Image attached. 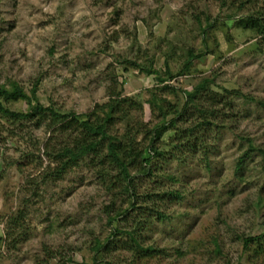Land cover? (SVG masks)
I'll return each instance as SVG.
<instances>
[{"label":"rangeland","instance_id":"1","mask_svg":"<svg viewBox=\"0 0 264 264\" xmlns=\"http://www.w3.org/2000/svg\"><path fill=\"white\" fill-rule=\"evenodd\" d=\"M226 1L0 0V84L93 119L120 91L124 117L113 132L128 128L146 157L153 127L176 119L156 140L164 153L152 158V175L136 180L139 202L167 217L152 212L135 233L145 249L133 250L122 230L143 210L113 223L104 211L120 190L98 170H117L89 156L44 180L56 164L43 146L62 137L49 119L39 126L0 113V264H264V34L240 25L251 15L264 22V0ZM189 51L201 56L187 67ZM204 78L213 82L188 102L184 90ZM4 106L28 109L24 99ZM125 196L115 205L128 207ZM96 239L108 247L96 253Z\"/></svg>","mask_w":264,"mask_h":264},{"label":"trees","instance_id":"2","mask_svg":"<svg viewBox=\"0 0 264 264\" xmlns=\"http://www.w3.org/2000/svg\"><path fill=\"white\" fill-rule=\"evenodd\" d=\"M226 2V0H222V3ZM246 2H250V0H239V7L243 8ZM231 17L232 15L229 14L227 18L231 19ZM240 25L248 28H259V32L264 34V22L262 23L258 17L251 15L246 19L243 18L240 20ZM208 26L210 27L211 24L209 23ZM199 56H201V54L194 55L193 52L189 51V59L186 66L188 67L192 60ZM143 70H145L146 73L153 72L152 69L149 68H144ZM212 82V79L204 78L191 90H184L186 100L188 102L192 101L199 94L203 93V91L206 92ZM167 86L168 85H166V87ZM226 91L229 94H240L239 91L235 90L227 89ZM211 94L218 96L217 93ZM207 96H209V94ZM247 98L255 100L252 96H247ZM16 99L26 100L28 104L27 111H14L4 106L5 102ZM122 100L123 99L120 98V91L109 94V100L101 106L104 115L102 117L97 116L93 119L92 116L95 113H87L84 116L75 113L61 114L55 111L52 107H45L38 101L35 90L33 89L29 95L17 83H12L10 88L0 84V113L2 115L17 121H28L37 117V125L39 126L42 124V120L49 119L47 129L51 130L52 135L58 133V136L63 139L60 143L58 141V143L51 145L50 143L54 141L51 137L44 144L43 155H45L52 164L55 163L56 165L53 166L48 164L46 168L40 172V178L44 180H48L49 178L54 179L56 177L61 178L63 174L68 169L75 166L79 160L88 158L89 156H92L91 158L93 159H99L98 161L100 162H97L98 164L107 162V165L117 170V173L113 175L109 173V171L105 172L104 168L98 170V174L101 175V177L106 176L104 180H107L108 176L113 177V180H109L108 183V189L110 191H113V189L116 188L117 190H120L119 192L114 193L111 198V205H106L104 211L108 214V222L113 223L116 217L120 214L126 215L130 213V210L134 213L136 209H142L143 211L136 212L132 217L130 229H124L122 231L129 236L132 242L130 248H133V250H144L145 248H143L137 240L135 234L137 230L141 229V226H144L146 222L150 221L152 212L158 216L159 220L165 219L167 216L165 213L158 211L157 208L151 209L150 206L145 205L144 199L142 202H139L140 194L136 191V180L139 178V174L147 176L152 175V169L150 166L152 158L164 153L163 151L158 150L156 140H159L169 128L175 126L176 119L163 121L153 127V133L151 134L147 145L148 156L146 157L145 149L138 148L137 143H135V135L134 133L129 132L128 128L125 129L122 135L113 132L116 123L124 117H120L119 114L121 112ZM258 103L264 105V102L259 101ZM200 111L203 114H208L210 112L208 108L205 109L203 107ZM202 124L204 123L200 121V126ZM198 140L199 138H197V141ZM101 151H103V154ZM259 151L264 154L263 148H259ZM240 165L241 162L239 161L238 166ZM170 193L173 194L174 192ZM124 195H127L125 197H127L128 207L123 209L121 205L116 206L115 204L117 203L118 198H122ZM175 195L176 197H179L178 193ZM149 196L150 195L144 194V198ZM113 205L117 208L115 214L112 213V210H114ZM145 209H151V211L147 210L150 212V215L143 217L140 214L144 213ZM110 213L114 215H111ZM128 216L129 215H127V218ZM120 231L121 230L119 229H115L113 235L115 236V234ZM262 237L263 234L248 237L245 239L244 245L248 246L250 241L259 244ZM108 244V242L101 244L100 240L96 239L94 241L95 252L97 253L101 251L102 248L105 250V248L108 247ZM149 249L151 248L147 247V250ZM71 261L72 260H70V262ZM95 262H97V260Z\"/></svg>","mask_w":264,"mask_h":264}]
</instances>
